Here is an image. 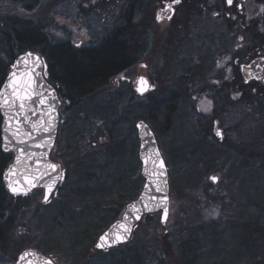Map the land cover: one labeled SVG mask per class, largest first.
<instances>
[{
  "label": "rangeland",
  "instance_id": "obj_1",
  "mask_svg": "<svg viewBox=\"0 0 264 264\" xmlns=\"http://www.w3.org/2000/svg\"><path fill=\"white\" fill-rule=\"evenodd\" d=\"M85 1L57 0L52 4H46V8H41L33 15H37V20L49 26L48 29L56 40L72 41L76 45L91 48L96 46L113 26V20L108 19L107 16L114 0H108L111 5L102 4L98 0ZM146 1L148 5H151L149 8L153 9L151 11L155 23L152 28L156 30H152L156 35L153 47L151 39L150 44L146 46L147 51L140 49L141 52L146 53L144 61L146 67L137 63L135 67L120 74L117 78L110 79L105 86L87 96L88 98L82 102L80 111L77 113L66 108L68 103L62 98L63 108H65L63 111L65 124L62 132L60 131L57 147L51 155V159L62 163L67 174L66 182L61 187L58 196L48 202L44 201L43 189L25 195V197L21 196L19 203L23 205L22 210L29 212L23 214L24 212L21 213L17 210L11 230L6 234L5 239H0V264H18L19 257L30 251L49 257L55 264H181V261L183 263L180 257L181 246L184 241H187L188 234H193V239L182 247L186 250L188 248L187 260L197 257L200 259L198 264H225L230 258L238 256L241 244L236 236L235 228L233 229L232 226V230L227 223L233 220V211H235L234 217L236 218L240 215L238 213H242L240 206L234 209L233 202L235 200L239 202L241 198L240 204L243 205L244 194L248 192L239 193L236 189L239 182L231 181L229 184V179L223 174V172H227L226 166V169H222L223 162L226 161L229 164L232 163L233 168L235 166L239 168L240 163L236 164L232 160L233 150L231 147L238 149L237 145H240L235 141L233 130L227 131L226 139L232 141V144L226 142L228 145L226 148L219 147L221 145L213 141L208 143L207 148L210 149L208 155L214 156L209 158L210 162L200 165V154L196 153L195 157H188V150L194 146L193 142H202L204 139L205 141L221 142L216 136L217 139L215 137L212 139L211 133L208 134V132H212L210 130L213 129L214 120H218L216 118L218 116L216 115L218 99L216 97L199 99L198 96L202 91L209 90L206 87V80L212 81L217 75L215 72H218V69L216 67L211 69L212 71L210 70L205 75V79L196 81L199 83V87L197 91L193 92L189 84L192 83L194 77L187 76L186 66L181 65L186 58L191 67L200 63V55L192 59L193 45L190 44V40L199 35L195 30L201 31L204 26L208 25V22L202 24L206 13L200 19L186 18L187 21H184L182 15L187 10V4L186 0H183L175 5L174 14L170 11L166 14V16H172L171 20L165 18L158 22L157 13L161 8L164 9L165 1L169 2V0H163L164 2L156 0L154 4H150V0ZM170 2L168 4H171ZM82 3H87V5ZM78 4L84 5L85 11L81 12ZM103 5L107 8H104ZM220 7L215 8L213 13L220 12L219 9L225 12L223 5ZM9 9L12 11L11 13L24 15L17 11L16 7L6 5L5 10ZM258 11L257 3L248 4L245 9L246 16ZM228 12L231 14L230 10ZM30 14L25 15L30 16ZM147 14L151 16L150 11ZM143 24L145 25L144 22H142ZM172 24H175V27L169 32L168 28ZM176 26H180V28ZM227 35L229 40L226 41V46L230 45L229 42L232 39L229 31ZM227 35H225L226 39ZM147 41L148 38H144V42L147 43ZM216 48L211 49L213 61L216 58L215 55L217 56L219 53V49L215 50ZM208 64L207 67H209ZM175 65L176 68L182 66L181 69H178L179 71L184 70L182 73L177 70V73L186 75V79H188L184 89L194 103V111L196 109L198 116L191 115L189 121L177 119V127L171 129L168 135L164 134L159 137L150 122L136 118L134 122L132 121L133 115L143 114L144 109H137L133 114L132 109L129 111V107L133 101H136V104H144L149 107L152 100L159 101L163 95L171 93L174 90V82L171 79L172 76L167 75L173 72ZM141 73L146 75L152 89L143 94L137 92L133 84ZM177 73L174 75L176 76ZM210 73L212 74L210 75ZM127 83L131 85L134 92H130ZM241 106L239 109L242 108ZM188 107L190 108V106ZM108 120L111 121V125L113 124L109 127L110 132L105 125ZM140 121H145L154 131L160 151L168 166L171 187L170 216L166 224H163L162 211L150 215L152 217L145 218L140 223L126 246L119 245L108 250L99 249L97 244L102 234L122 218L128 204L127 201L132 197H138L146 184L141 175L142 166L138 160L139 148L136 144V140L139 142L137 126ZM250 124L251 122L244 120L243 131H247ZM100 129L108 132L109 135L105 132L101 133ZM196 130L202 136H198ZM244 137L243 134L242 138ZM78 138L81 140L78 144L77 157H75L69 150L72 143L76 142ZM243 140L247 142L245 138ZM176 148L184 149L179 150L178 154L183 159L188 158L185 166L181 165L182 161L176 153ZM250 153L254 154L256 151L248 150V154ZM214 166L220 170L212 168ZM212 176L219 178L217 183L209 179ZM197 177L200 179L194 182L193 179ZM190 179L191 183L188 182ZM186 180L187 182H185ZM175 182L177 190L173 189ZM251 184L255 188L256 184L253 179ZM229 186H232V190L228 192ZM259 188L260 191L257 194L249 193L247 195L250 196L253 206L255 200L264 194V181L260 182ZM111 194H113L112 200L106 202ZM98 195H106L108 198L99 202L93 200ZM218 197L219 199H216ZM222 198L227 201L225 206L228 207V215L223 207L217 208L219 204H222ZM113 200L119 204L123 201L124 206L122 205L120 208L118 218L110 223L119 208ZM211 202L214 204L211 205ZM111 207H114L112 211ZM206 209H209V213ZM217 209L224 215L223 218L226 217V221H221L223 218L218 216ZM251 211H254L253 207ZM247 215L254 219L259 216L258 213L253 214V212H249ZM198 220L200 225L197 226L195 223ZM199 226H202L203 234L197 230ZM102 228L104 230L98 235L96 232L94 233L97 236L93 239L91 233ZM243 229L248 230L247 226L245 228L242 226ZM242 230L239 231L242 232ZM196 231L197 233H195ZM163 234H170L172 237L170 240L164 238L159 241ZM262 249L254 252L250 258H245L235 264H264ZM120 251L127 252L129 259L123 258ZM145 252H149L151 256Z\"/></svg>",
  "mask_w": 264,
  "mask_h": 264
},
{
  "label": "trees",
  "instance_id": "obj_2",
  "mask_svg": "<svg viewBox=\"0 0 264 264\" xmlns=\"http://www.w3.org/2000/svg\"><path fill=\"white\" fill-rule=\"evenodd\" d=\"M55 1L57 0H0V92L18 57L25 52H38L47 61L50 81L57 87L61 97L67 101L68 104L66 108L77 113V111H80L79 108L82 102L88 98L87 96L96 92L98 88L105 86L110 79L117 78L120 74L135 67L137 63L142 61L144 59L143 57L146 56V53L141 52L140 49L142 51H147L146 46L150 44L151 39L153 47L156 41V35L153 33L155 30L152 28L155 23L152 15L153 9L149 8L151 5H148L146 0H114L113 5L108 10L109 12L107 16L108 19L113 20L112 28L109 29V31L103 36L104 38H102L96 46L87 48L85 46H78L72 41L56 40V38L51 35V32L48 29L49 26L45 25L40 20H37V15H33L37 11L39 12L41 8L45 7L46 4H52ZM82 1L84 2L85 0ZM98 1L102 4L106 3L111 5V3H108V0ZM74 2H76V0H74ZM155 2L156 0H150L149 3L154 4ZM185 2L187 4V10L184 11L182 15L184 21H187L186 18L200 19V17L206 13V18L203 19L202 24L208 22V25L204 26L201 31L199 29L195 30L199 35L190 40V44L193 45L191 53V56H193L192 59L200 55V63L191 67L187 58L181 63V65L186 66V75L194 77L192 83L189 84L194 92L197 91L199 87V83L196 81L202 78L205 79V75L211 69L213 70L215 68V59L218 58V56L215 55L216 58L213 61V59H211L213 58L211 49L217 47L215 50L219 49V52H225L228 47H230V45H227L226 48H223L222 46L229 40L227 32L229 31V33H231L235 31L238 33L241 31L236 27L235 22L231 21L232 19L227 18L225 13H221L219 17H215L213 10L221 5L216 4L213 0H186ZM82 4L87 5V3ZM214 4H216L217 7ZM6 5H11L13 8L16 7L18 9L17 11L22 12L24 15L20 16L19 14L11 13L12 11L10 9L8 12L5 10ZM84 5L78 4L81 12L86 9ZM103 7L107 8L105 5H103ZM148 11L151 12V16L147 14ZM25 14H30V16ZM142 22H144L145 25H142ZM172 25L173 26L168 28L169 32L175 27V24ZM176 27L180 28V26ZM227 28L228 30H226ZM242 28H244V24L242 25ZM258 28L259 27L256 23H252V25L248 27L249 31H252V35L247 37L252 38L251 42L254 43L250 49L252 52L256 51L258 44L260 43L259 40L261 37H259ZM225 35H227V39ZM144 38H148L147 43L144 42ZM206 39L209 42L208 46L205 42ZM223 41H225V43ZM192 59H190V61L193 63ZM208 62L210 63L208 64ZM207 64L209 67H207ZM181 65L180 68H176L175 65V68L172 70L173 72L167 75L169 77L172 76L171 79L174 82V90L171 93L163 95V98L159 101L152 100V104L149 107L144 104H136V101H133L129 107V111L132 109L133 114L137 109H144L143 114L138 116L133 115L132 121L134 122V119L136 118L150 122L156 131L155 133H157L159 137H162L164 134L168 135L171 129L175 126L177 127V119H186V121H189L191 115L198 116L196 109L194 111V103L191 101L190 97H188L189 94L187 95L184 89V86H187L186 82L188 79H186V75H179V73H177V70L182 68ZM178 72L182 73L184 70H178ZM175 73H177L176 76L174 75ZM215 73H217L215 77L221 82L224 75H221L219 71ZM211 74L212 73H210V75ZM237 77L238 81L233 83V87L235 85L236 89H239V91L242 92V98L235 96L232 99L229 95L228 88L216 89L213 86L211 87V85H214L211 84L212 81H208V79L206 80V87H211L216 93H212L214 95L213 97L218 99V104H216V115L218 116L216 118L222 124L225 123L229 125V129L233 130L232 133L235 136V141L240 144L237 145L239 147L238 149L231 147V150H233L232 160L235 161L236 164L240 163L239 168L236 166L233 168L231 165L232 163L229 164L227 161L223 162L224 166L222 169L227 168V172H223V174L229 179V184L231 181L239 182V186L236 188L239 193L244 194L243 192H248L247 194H244L243 205L240 204L242 202L241 198L239 202H237V200L233 202L234 209L240 206L239 208L242 213H238L240 215L236 218L234 217L235 211H233V220L227 224L231 229L232 226L233 229L235 228V233L239 239L241 248L238 252V256L230 258L225 264L239 263L245 258H250L253 256L254 252H257V250L262 248L264 254V194L255 200L254 206L251 204L250 196H247L249 193L257 194V192L260 191V182L264 181V86L257 83L246 85L244 81L240 79L239 73H237ZM126 85H128L131 92V85L128 83ZM188 106H190V108ZM240 106L242 107L241 109H239ZM243 112L245 113L243 114ZM244 120L251 122L247 131H243L245 128ZM110 122L111 121L108 120L107 123H105L108 131L109 127L113 125H111ZM3 124L4 116L0 111V239L2 240L5 239L6 234L11 230L14 222V215L17 210L21 213L24 212L23 214L29 212L27 210H22L23 205L19 203L21 197L11 195L4 183L5 171L13 159V154L5 153L3 151ZM100 131L101 133L105 132L102 129H100ZM210 131L212 132H208V134L211 133L213 137H210L213 139L215 137L214 123L213 129ZM105 133L109 135L108 132ZM200 134L201 133L198 132V136H202ZM243 134L247 142L243 140ZM76 140V142L72 143L69 150L72 151V155L75 157H77L78 154V144L80 143L81 138ZM193 141L194 140L192 139V142ZM211 141L221 145L219 146L221 148H226L228 146L227 143L232 144V141H229V139H224L221 141L222 143L214 140L205 141V139L202 142H193L194 146L188 150V157H195L194 154L196 153L200 154V165H205L210 162L209 158L213 155H208L210 149L207 148V145ZM136 144L139 148L140 144L138 140H136ZM175 150L177 155H179V150L184 149L176 148ZM248 150H255L256 153L251 154V152L248 154ZM179 157L182 161L181 165L185 166L188 158L183 159L180 155ZM138 160L141 163L140 158H138ZM212 168L217 167L214 166ZM212 168L210 167L211 170ZM217 169L220 170L219 168ZM236 178H238V180H236ZM198 179L200 178H194L193 181L195 182ZM252 179L255 181V188H253L251 184ZM191 181V179L190 181L188 180L189 183H191ZM185 182H187V180ZM176 187L177 184L175 182V184H173V189L177 190ZM228 189V192L231 191L232 186H229ZM112 195L113 194H111L109 198L106 195H98L96 198H93V200L99 202L103 201L104 198H108L106 200L107 202L112 200ZM136 198L137 197H132L127 202H131ZM216 199H219V197ZM222 199V204H219L217 208L223 207L226 210V215H228L229 210L228 207L225 206L227 201H225L224 198ZM113 201L116 202L115 200ZM213 204L214 203L211 202V205ZM116 205L119 206V208L113 219L110 220V223L120 215V208H122L123 201L120 204L116 202ZM252 207L254 208V211H251ZM112 208L114 207L110 208L111 211ZM115 209L114 211H116ZM206 211L209 213V209H206ZM216 212L219 217L223 218L224 215L219 209H217ZM249 212H253V214L258 213L259 216L257 219H254L250 217V215H247ZM150 217L152 216H147L146 218ZM225 218L226 217L221 221H226L227 219ZM195 224L197 226L200 225V221L198 220ZM242 226L244 228L247 226L248 230H242ZM103 230L104 228L97 231L95 230L91 233V237H93V239L96 238L95 236ZM197 230L202 234L204 232L202 226H199V229ZM239 230H242V232ZM95 232L97 235L94 234ZM195 233H197V231ZM171 237L172 235L170 234H163L159 241H162L164 238L170 240ZM192 239L193 234H188L187 241H184L181 246L182 250L180 252V257L183 260V263L181 261V264H198L200 261L197 257H192L191 260H187L188 248L187 250L186 248H182L184 244L192 241ZM126 245L127 243L122 246ZM129 252H131V250H129ZM145 253L148 256L150 255L149 252ZM120 255L125 259H129L127 252L122 253L120 251ZM137 260H135L136 263Z\"/></svg>",
  "mask_w": 264,
  "mask_h": 264
},
{
  "label": "water",
  "instance_id": "obj_3",
  "mask_svg": "<svg viewBox=\"0 0 264 264\" xmlns=\"http://www.w3.org/2000/svg\"><path fill=\"white\" fill-rule=\"evenodd\" d=\"M16 66V68L14 67V71L9 75L1 92L11 96V87L5 88V86L9 84L10 79L15 80L17 83H20L21 79H23V82L29 85L27 91L32 93V100L25 101L24 110L18 109L20 103L18 100L16 101V107L13 108H9L8 105L0 103V110L5 117L3 124L2 148L5 153L14 154L13 162L5 172L4 182L10 194L19 197L28 195L30 192L38 188L44 189L45 195L47 194L48 197L47 201L44 197V201L48 202L54 193L55 195L58 193V188L66 180V173L62 169L61 164L50 158V154L54 149L58 138L60 126L59 109L62 102L56 87L48 81V66L40 54L32 51L22 54L19 57ZM13 73H15L14 77ZM38 85L39 87H37ZM36 92L41 93L42 95L37 96L35 94ZM41 99L44 101L43 103H40ZM33 123H37L40 127L37 130H34L31 126ZM140 124L146 126V128L138 127L141 140L140 158L143 163L142 174L146 180V184L139 198L131 202L124 213V215L127 213L129 216L127 223L131 227L130 234H128L127 238L122 241L111 245L105 244V248L128 242L138 223L147 214L162 211L163 224H166L169 218L170 183L168 168L159 149L153 130L143 121L139 122L138 125ZM49 125V131H44V127H49ZM17 128L20 129V133L14 136L13 133L16 132ZM24 132H27L30 135H23ZM156 150L159 151L160 159L163 160V169L159 166V160H157L155 166L149 163L146 169L144 163L145 158L150 152L154 153ZM18 157L19 162H17ZM50 164L57 165V169L53 171L49 167ZM13 168L15 169L14 174L9 176V169ZM162 172L163 175H161ZM52 177L59 178L49 192L48 187L51 184ZM33 184H35V186H32ZM12 187L17 188L18 191L13 192L11 190ZM157 188H160L161 190L157 191ZM20 189H23V191H20ZM25 191L27 194H24ZM165 203L168 208L166 218L163 212ZM133 204L140 209L139 219L135 218V213H133L131 209ZM145 204H147L148 207L153 208V211H147V209L144 208ZM157 205H159L158 208L156 207ZM119 222H123V217L113 223L102 235L109 233V239H114V236L111 235L112 227ZM29 253H33L34 255L25 257L24 259H21V256L24 254L21 255L18 264H44V261L46 260L51 261V264H55L52 259L38 252L30 251Z\"/></svg>",
  "mask_w": 264,
  "mask_h": 264
},
{
  "label": "flooded vegetation",
  "instance_id": "obj_4",
  "mask_svg": "<svg viewBox=\"0 0 264 264\" xmlns=\"http://www.w3.org/2000/svg\"><path fill=\"white\" fill-rule=\"evenodd\" d=\"M182 1L183 0H180V3ZM213 1L216 2V4L221 5V7L223 5L225 9V12H223L222 9H219L220 12L213 13L215 17H219L221 13H225L228 19H232L231 21L235 22L236 27H238L241 32H231L230 34L232 35V39L230 47H228L225 52L220 51L217 54L218 58L215 62V67L218 69L219 73L221 75L223 74L224 76L223 79H221V82L219 79H217V77H215L211 82V84L214 85H211V87L213 86L216 89H224L226 87L229 89V95L232 99L235 96H239V98H242V92L239 91V89L237 90L235 85L233 87V83L238 81L237 73H239L240 79L243 80L246 85L250 83H257L264 86V11H262V9H264V0H233V4L231 7L228 6L226 0ZM162 2L164 1L162 0ZM169 2L165 1L166 4H168ZM170 3L173 4L172 0ZM252 3L258 4L259 11L254 14L250 13V15L248 14L246 16V6ZM237 5H241L242 7H237ZM173 9L175 11V7ZM227 10H230L231 14ZM168 12H164L162 8L161 10H159V13L165 15V17ZM252 23H256V25L259 27V37H261L259 40L260 43L258 44V48L255 52H252L250 50L254 45V43L251 42L252 38L247 37L252 35V31H249L248 29V27L251 26ZM243 24L244 28H242ZM153 29L155 30V28ZM241 37H243L242 40L240 39ZM205 42L208 46L209 42L207 39ZM223 42L225 43V41ZM222 46L223 48L227 47L226 43ZM143 58L144 59L139 62V64H142V66H146V62H144L146 57ZM244 66H248L250 68L253 75L252 79L248 78L249 73H244ZM138 77L147 78L146 75L142 73L139 74ZM137 80L136 82H133V84L135 85L134 89L137 88ZM211 87H209V90L199 93V99H203L204 97L213 98L214 95L212 93H216L212 90ZM63 110L64 108L62 107L61 111L63 112ZM215 124H218L219 128L222 130L223 140L226 139L227 131L230 128L229 125L225 123L222 124L219 120H214V126Z\"/></svg>",
  "mask_w": 264,
  "mask_h": 264
},
{
  "label": "snow or ice",
  "instance_id": "obj_5",
  "mask_svg": "<svg viewBox=\"0 0 264 264\" xmlns=\"http://www.w3.org/2000/svg\"><path fill=\"white\" fill-rule=\"evenodd\" d=\"M172 2H173V4H178L180 2V0H172ZM226 3L228 4L229 7H231L232 4H233V0H226ZM237 7H242V6L241 5H237ZM163 11L164 12L172 11L173 14H174V9L172 7V4H165V7H164ZM262 11H264V9H262ZM165 18L171 20L172 16L168 15V16L165 17V15H163V14H161L159 12L157 13L156 19H157L158 22L163 21ZM240 39L242 40L243 37H241ZM29 55H31V54H29ZM37 59H39V58H37ZM218 66H220V65H218ZM142 67H146V66H142ZM14 76H15V73H13V77ZM138 84H139V86L136 88V91L141 93V94H143L145 91L148 90L149 87H151L149 85L147 79L144 78V77H139ZM8 87H11V89H12L11 96L6 95L4 92H0V103H2L4 105H8L9 108H13V107H16V101L18 100V101H20V103L18 105V109L19 110H24L25 101L26 100H32V93L27 91V89L29 88V85L24 83L23 79H21L20 83H17L15 80L10 79L9 84L6 85L5 88H8ZM37 87H39V85ZM35 94L37 96L42 95L41 93H38V92H36ZM43 102L44 101L41 99L40 103H43ZM31 126H32V128L34 130H37L40 127L37 123H33ZM137 127L146 128V126L143 125V124H140ZM49 128H50V125H49V127H44V131H49ZM19 133H20V129L17 128L16 132L13 133V135L16 136ZM23 135H30V134L27 133V132H24ZM216 135H218V136L221 135L219 130H217ZM157 160H159L160 168L163 169V167H164L163 160L160 159V154H159L158 150H156L154 153L150 152L148 154V156L145 158L144 163H145L146 169H147V165L149 163H151L153 166H155ZM17 162H19V157L17 158ZM49 167L53 171H55L58 166L55 165V164H50ZM14 171H15L14 168L13 169H9L8 175L10 176V175L14 174ZM161 175H163V172L161 173ZM58 178L59 177H52L51 178V184L48 187V191L49 192L52 190V186H54V184H55V182H56V180ZM209 179H211L213 182H216L218 180V177L212 176ZM165 183H166V181H165ZM32 186H35V184H33ZM10 187H11V184H10ZM11 190L13 192H17L18 191V189L15 188V187H12ZM156 190L160 191L161 189L157 188ZM20 191H23V189H20ZM24 194H27L26 191L24 192ZM47 199H48V197H47V194H46L45 195V200L47 201ZM165 200H166V198H165ZM156 207L158 208L159 205H157ZM144 208H146L147 211H153V208L148 207L147 204L144 205ZM131 209H132L133 213H135V218L139 219L140 218V216H139L140 209L137 208V206L135 204H133L131 206ZM163 212H164V215H165V218H166L167 213H168V208H167L166 203H165V206L163 208ZM128 220H129V216L126 213L123 216V222H119L118 224L113 225V227H112L111 235L114 236V239H109V235L110 234L109 233H105L104 235H102L100 237V242L97 244V247H104L105 244L111 245V244H114V243H117L119 241H122V240L126 239L127 235L130 234V232H131V227L127 223ZM31 255H34V254L26 252V253H24L23 256H21V259H24L25 257L31 256ZM44 264H51V261L46 260V261H44Z\"/></svg>",
  "mask_w": 264,
  "mask_h": 264
},
{
  "label": "bare ground",
  "instance_id": "obj_6",
  "mask_svg": "<svg viewBox=\"0 0 264 264\" xmlns=\"http://www.w3.org/2000/svg\"><path fill=\"white\" fill-rule=\"evenodd\" d=\"M25 53H27V52H25ZM24 54V53H23ZM22 55V54H21ZM20 55V56H21ZM19 56V57H20ZM19 57H18V59H19ZM18 59H17V61H18ZM17 61H16V63H17ZM16 63H15V65H13V68H12V71H11V73L14 71V67L16 68L17 66H16ZM10 75V74H9ZM9 77V76H8ZM8 77H7V79H8ZM7 79H6V82H7ZM5 82V83H6ZM59 113H60V126H61V123L63 122V120L65 119L64 117H65V114L64 113H61V111H60V109H59ZM60 126H59V128H60Z\"/></svg>",
  "mask_w": 264,
  "mask_h": 264
}]
</instances>
